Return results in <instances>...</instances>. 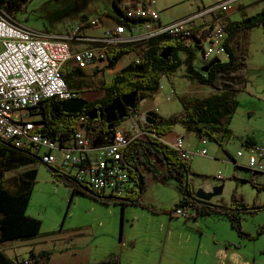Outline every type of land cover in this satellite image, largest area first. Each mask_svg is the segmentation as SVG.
Here are the masks:
<instances>
[{"label":"rangeland","instance_id":"rangeland-1","mask_svg":"<svg viewBox=\"0 0 264 264\" xmlns=\"http://www.w3.org/2000/svg\"><path fill=\"white\" fill-rule=\"evenodd\" d=\"M158 1L162 4L168 0ZM169 5L172 7L167 8L163 14L165 20L197 7L194 0H174ZM108 10L113 11L111 0H31L24 11L16 14V19L35 30L63 34L79 22L83 15L93 17ZM240 41L243 47L244 37ZM247 41L250 43L251 54L249 68L246 70L249 83L248 88L238 94L240 104L231 123V129L238 134L252 126L259 128L261 116L264 115L263 27L254 28ZM195 50L193 66L201 69L206 64L203 50L198 47ZM136 55L132 52L124 56L114 69L106 67V61L89 66L87 69L91 75L79 95L89 101L103 97L101 81L110 80ZM97 65L100 71L93 74ZM161 82L163 89L147 97V107H158L157 113L160 112L163 117L181 112L179 95L192 98L214 92L213 88L200 84L188 75L185 66L175 72L171 79L162 77ZM173 88L178 93L166 100L165 96ZM131 118L121 120L118 129L126 131ZM175 130L183 134L186 148L205 146L208 149L207 156L197 155L191 161L194 171L190 182L200 187L205 181L213 186L225 181L226 199H230L232 190H237L248 203L264 204V191L258 192L246 181L251 178L250 172L246 169L245 172L238 171V174H246V180L234 177L232 173L235 165L216 141L203 138L207 140V144L203 145V139L181 124ZM225 142L229 143L226 148L235 154V160L247 165L248 153L238 156L241 141L237 137H226ZM241 148L246 151L244 147ZM34 167L38 170V177L28 213L42 220V241L36 245L20 241L22 246L16 249L20 260L32 259L24 257H31L30 250L35 247L36 253L43 249L52 252L48 264L98 261L112 253L122 255L121 264H264V233L256 237L264 223V210L256 215H243V229L252 235V239L240 236L226 216L194 218L193 209L189 210V218L172 216L170 210L174 208L181 193L174 178H165L167 167L159 161H156L153 170L144 167L147 184L142 197L144 202L164 209L158 213L137 205H128L123 209L119 203H101L77 192L72 196L71 188L55 177L45 164L38 160ZM222 175L227 177L224 181L219 179ZM4 244L12 245L14 241H6ZM45 262L46 259H42L37 264Z\"/></svg>","mask_w":264,"mask_h":264},{"label":"trees","instance_id":"trees-1","mask_svg":"<svg viewBox=\"0 0 264 264\" xmlns=\"http://www.w3.org/2000/svg\"><path fill=\"white\" fill-rule=\"evenodd\" d=\"M31 0H0V7L8 14L16 18V14L24 11ZM113 11L110 15L117 23L124 24L127 28H132L143 23V19L128 17L122 7L123 0H111ZM103 15L100 14V17ZM89 16L83 15L79 22L87 26ZM226 38L224 45L228 52V57L213 64L207 71L196 69L193 66L195 49L203 48V40L197 38L195 43L188 46L183 39L173 40L170 36H159L147 41L130 42L117 46H110L107 51L106 67L114 69L117 63L126 55L135 52L140 56V61L133 59L119 72L114 74L110 80L101 81V89L104 91L103 97L92 101L84 110L78 114L66 113L62 111L61 102L58 99L50 98L42 102L40 108L35 112L41 118L43 127L41 131L57 140L63 146H70L76 133V124L85 112L93 108L105 107L114 98L124 93L138 90L139 99L155 95L160 90V81L163 76L171 79L173 74L185 66V71L200 84L209 86L214 92L205 96L189 98L186 95H179L182 110L178 114L163 117L157 112L154 114L156 123L150 128V135L147 140H134L125 149L124 161L128 165L130 177L135 182V188L127 197H112V195L99 192L92 187L82 184L72 175L66 173L61 168H55L57 173H53L60 181H63L71 188V195L75 193L86 194L101 203H119L123 207L127 205H137L145 207L153 212L164 211L154 205L144 202L143 193L146 191L147 175L144 167L153 170L156 161L163 163L167 168L165 178H174L177 181L181 199L175 203L173 211L179 208L189 212L194 210V218L209 215L226 216L231 226L243 238L252 239V235L243 229V215H256L264 210V204L246 201L242 194L232 193L229 206H213L203 204L194 200L193 184L189 181L191 173V162H187L179 156V152L162 140V137L171 132L176 125L181 124L185 128L193 131L200 139L208 138L216 141L225 149V139L232 137L231 123L239 107L237 92L244 91L247 86L246 66L248 56L242 50L236 48L235 42L240 32L248 31L256 26L264 29V10L246 17L241 21L226 22ZM144 45V49L141 46ZM173 47V53L167 59L161 57L162 50ZM205 68L207 67L204 66ZM87 69V68H86ZM100 69L96 68L93 74H97ZM63 73L68 87L84 91L86 79L90 77L84 69H81L72 62L65 65ZM79 97H81L79 95ZM140 107V106H139ZM137 109H130L129 118L138 114ZM33 113V114H35ZM87 132L93 141L101 145L109 144L112 141L118 125L121 121L114 123V128L109 129L104 117L97 119L86 118ZM249 139L243 144L246 146ZM231 161H235L233 156H229ZM40 161L38 153L28 147H17L11 141H6L0 137V264H24L26 259L10 257L4 250L6 241H23L36 238L41 234L42 220L28 213L32 193L37 182L38 170L34 167ZM41 162V161H40ZM27 166V170L18 172L17 179L8 180L6 172L17 171L20 167ZM53 168L52 166H46ZM238 167V165H235ZM156 178H159L155 174ZM235 176V175H234ZM258 192L264 191V181L257 182L254 176L248 179ZM8 182L12 185L8 186ZM190 213V212H189ZM191 216L187 215L186 218ZM264 233V223L260 226L256 237ZM32 259H27V264H37L42 259H46L43 264H48L52 252L42 250L39 253L31 252ZM122 255L112 253L108 257L98 261H87L79 264H121Z\"/></svg>","mask_w":264,"mask_h":264},{"label":"built area","instance_id":"built-area-1","mask_svg":"<svg viewBox=\"0 0 264 264\" xmlns=\"http://www.w3.org/2000/svg\"><path fill=\"white\" fill-rule=\"evenodd\" d=\"M237 1L223 0L190 16L165 23L161 19L158 0H123L124 13L143 19V23L127 28L116 22L113 27H105L99 36L86 34L85 29L99 27L103 22L100 16L90 18L87 26L77 22L68 33L59 35L26 27L0 7V137L17 147L31 148L43 164L61 168L86 186L112 197H127L135 188V182L124 161V152L134 140H147L151 125L140 126L139 117L135 115L126 131L117 129L112 141L101 145L88 135L87 117L83 115L77 121L70 146H63L41 131L44 126L41 118L33 113L50 98L66 101L79 97V92L67 85L64 66L73 62L85 70L92 64L104 62L110 46L147 43L159 36H170L175 41L183 39L190 46L199 38L204 39V61L208 62L214 56L227 58L225 24L216 14L232 9ZM175 93L178 92L171 89L166 98L170 100ZM144 102V98L140 99L141 107ZM154 111L158 112V108ZM145 116L146 112L143 119ZM168 144L187 162L197 155L208 154L205 146L187 149L182 136ZM202 144L206 145L207 140L203 139ZM244 148L246 151L238 152L239 157L248 153L244 168L251 177L264 174V143L247 144ZM231 162L239 166L236 160ZM173 215L186 217L189 212L179 208ZM27 262L25 260L24 264Z\"/></svg>","mask_w":264,"mask_h":264},{"label":"crops","instance_id":"crops-1","mask_svg":"<svg viewBox=\"0 0 264 264\" xmlns=\"http://www.w3.org/2000/svg\"><path fill=\"white\" fill-rule=\"evenodd\" d=\"M174 0H168V1H163L164 3H159V1H158V9H159V11H160V15H161V19H162V21L163 22H165V23H168V22H172V21H174V20H177V19H179V18H183V17H187V16H190V15H192V14H194V13H196V12H199V10H201V9H204V8H206V7H209V6H211V5H214V4H216V3H218V2H221V1H223V0H200L198 3L197 2H195L196 4H197V7H195L194 9H192L190 12H187V13H185V14H182V15H179V16H176V17H174V18H171V19H168V20H165L164 18H163V14H164V11L167 9V8H169V7H172V5H169V4H171L172 2H173ZM262 10H264V0H238L235 4H234V7L232 8V9H230V10H228V11H220L219 13H217L216 15L217 16H219L220 17V19L224 22V23H226V22H228V21H230V22H234V21H241V20H243L244 18H246V17H249V16H252V15H255V14H257V13H259V12H261ZM110 13H111V11L110 10H108V11H106V12H99V14H97V15H95V16H100V14H102L103 16H102V19H103V22H102V24L99 26V27H97V28H94V29H85V33L86 34H92V35H102V33H103V30H104V28L105 27H113V26H115V24H116V21H115V19L110 15ZM95 16H93V17H95ZM93 17H89V19L90 18H93ZM257 27H259V26H256V27H254V28H257ZM254 28H252V29H250V30H248V31H244V32H240L239 34H238V37H237V40H236V42H235V45H236V48L238 49V50H242L243 52H245L246 54H247V56H248V59H247V66H246V70H247V68H249V60H250V43H248V38H249V35H250V32H252V30L254 29ZM70 30V28L65 32V33H63V34H59V35H65L66 33H68V31ZM263 31H264V29H263ZM242 34V35H241ZM240 36V37H239ZM241 37H244V43H245V45L243 46V47H241V41H240V39H241ZM144 44H146V42H144V41H142ZM141 49H144V45H142L141 46ZM203 49V48H202ZM263 53H264V48H263ZM215 57H219L221 60L222 59H225V57H222V56H214V57H212V59H210L208 62H206V64H205V66L206 65H208ZM137 58H140V56L137 54L136 55V57H135V60L137 59ZM73 63V62H72ZM67 65H70V62L69 63H67ZM73 65H74V63H73ZM96 68H98V65L96 66ZM203 68V67H202ZM201 68V69H202ZM99 69V68H98ZM102 69V68H101ZM197 69V68H196ZM85 71H86V73L89 75L90 74V72H89V70L88 69H85ZM95 71V70H94ZM91 75V74H90ZM164 77V76H163ZM161 82V81H160ZM248 83H249V79H248V77H247V86H246V89L248 88ZM245 91V90H244ZM241 92H243V91H241ZM238 94H239V92H237V98L239 99V97H238ZM165 99L166 100H168L167 98H166V96H165ZM142 100V99H141ZM144 100H145V102H144V104L142 105L143 107H141L140 106V99H139V111H138V114H137V116L139 117V122H140V126H152L153 124L151 123V121L149 120V116L147 115V117L145 116L144 117V119H143V113H147L148 114V112H153L154 114L156 113L154 110L156 109V108H158V107H147V98H144ZM159 114H160V112H159ZM34 116H38V114L37 113H35L34 114ZM168 116H170V115H168ZM168 116H164V117H168ZM261 124H260V127L259 128H255V127H250V128H248V129H245V130H243L242 132H239V134L237 133V132H234L233 130H232V137H237L240 141H241V146L242 147H245L244 146V144H243V142L246 140V139H249V142L250 143H248V144H254V143H257V144H262V143H264V115H262L261 116ZM144 120L146 121V122H144ZM177 126V125H176ZM175 126V127H176ZM184 127V126H183ZM117 129H118V127H117ZM187 129V128H186ZM178 136H182L183 138H184V136H183V134L182 133H180V132H178V131H176L175 130V128L171 131V132H169L168 134H166V135H164L163 137H162V140L163 141H165L166 143H169V142H171V141H173L176 137H178ZM231 137V138H232ZM230 138V139H231ZM228 142V141H227ZM227 142H225V144H224V147H225V149L224 148H222L220 145V147L222 148V149H224V152L226 153V155L229 157V156H233V158L235 159V154L232 152H230L231 150H229L228 151V147L226 148V145H228L229 143H227ZM259 142V143H258ZM227 143V144H226ZM241 146H239L238 145V152L239 151H241L242 150V148H241ZM187 149H190V150H194V149H192V147H190V146H187ZM208 150V149H207ZM230 158V157H229ZM231 159V158H230ZM237 161V160H236ZM193 162V161H192ZM191 162V166L193 165V163ZM231 162V161H230ZM238 162V161H237ZM244 164L243 163H241V162H239V166L238 167H235V168H233V170H234V172L232 173L233 174V176L234 177H242V178H244L245 180H246V178H247V176H246V174H244V175H241V174H238V171H244L245 172V168H244V166H243ZM28 168H27V166H25V167H20V168H18L17 169V171H9V172H6V174H5V177L8 179V180H15V179H17L18 177H17V174H18V172H21V171H25V170H27ZM194 171V169H193V166H192V168H191V173ZM191 173L189 174V181H190V177L192 176L191 175ZM227 177L226 176H224V175H222V176H219V179L220 180H222V181H224L225 179H226ZM237 180H239V179H241V178H236ZM254 179L257 181V182H262L263 180H264V174H257V175H255L254 176ZM243 180V179H242ZM245 180H243V181H245ZM247 181V180H246ZM192 183V182H191ZM193 184V183H192ZM10 185H12V184H10L9 182H8V186H10ZM220 185H222L223 186V189L221 190V192L219 193V194H217L216 196H214L213 198H212V202H214V203H218V204H221V205H224V206H229L230 205V202H231V196H232V193H234V192H236L235 190H232L231 191V194H230V199H226V197H225V195H224V190H225V187H226V183H225V181H224V183L223 184H220ZM220 185H217V186H220ZM11 187V186H10ZM193 187L197 190L198 188H200V187H204V188H206V189H209V190H213V187H215V186H213L209 181H205L200 187H197L196 185H194L193 184ZM181 197H182V195H181ZM181 197L177 200V202L181 199ZM128 206V205H127ZM126 206H122V208L124 209ZM41 235L42 234H40L39 236H37L36 238H33V239H30V240H23V241H25V242H30L29 244L30 245H36V244H38L39 242H41L42 240H40L41 239ZM38 240H40V241H38ZM20 241L21 240H19V241H14V244H12V245H10V244H8V245H3V248H4V250H5V252L10 256V257H12V258H19L18 257V254H17V252H16V249H19V248H21V246L22 245H20ZM10 249L12 250V252H10ZM43 250H46V249H43ZM34 252V253H36L35 252V247H32L31 248V250H30V253L31 252ZM40 251H42V250H40ZM39 251V252H40ZM38 252V253H39ZM37 254V253H36ZM28 257H30V256H25L24 258H28Z\"/></svg>","mask_w":264,"mask_h":264},{"label":"water","instance_id":"water-1","mask_svg":"<svg viewBox=\"0 0 264 264\" xmlns=\"http://www.w3.org/2000/svg\"><path fill=\"white\" fill-rule=\"evenodd\" d=\"M173 53V47L167 46L161 52V57L167 59ZM221 59L219 57H215L207 67H203L202 71H207L210 66L215 63L220 62ZM138 90H134L131 92H127L122 94L121 96H117L114 98L108 105L105 107L93 108L85 112L86 117L90 119H97L98 117H104L105 122L108 125L109 129L114 128V123L126 119L129 117L130 109H137L139 107L138 102ZM88 104V100L82 97L72 98L66 101L61 102L62 111L66 113L78 114L84 110L86 105ZM149 120L152 124L156 123L155 116L153 112H148ZM113 134V138H114ZM112 138V139H113ZM47 166V165H46ZM50 168V167H49ZM53 173H57L58 170L55 168H50ZM193 174V173H191ZM194 194L191 195L194 200L199 201L203 204L213 205V206H221V204L212 202V198L219 194L223 189V186H215L213 190H206L204 187H200L197 190L193 187Z\"/></svg>","mask_w":264,"mask_h":264},{"label":"bare ground","instance_id":"bare-ground-1","mask_svg":"<svg viewBox=\"0 0 264 264\" xmlns=\"http://www.w3.org/2000/svg\"><path fill=\"white\" fill-rule=\"evenodd\" d=\"M259 143V142H258Z\"/></svg>","mask_w":264,"mask_h":264}]
</instances>
